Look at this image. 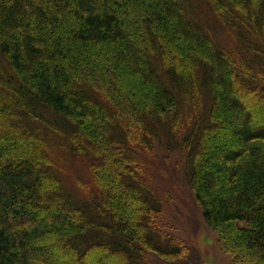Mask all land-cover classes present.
<instances>
[{
    "label": "trees",
    "instance_id": "1",
    "mask_svg": "<svg viewBox=\"0 0 264 264\" xmlns=\"http://www.w3.org/2000/svg\"><path fill=\"white\" fill-rule=\"evenodd\" d=\"M261 104L264 0H0V264L184 259L136 166L156 143L232 262L264 264Z\"/></svg>",
    "mask_w": 264,
    "mask_h": 264
},
{
    "label": "rangeland",
    "instance_id": "2",
    "mask_svg": "<svg viewBox=\"0 0 264 264\" xmlns=\"http://www.w3.org/2000/svg\"><path fill=\"white\" fill-rule=\"evenodd\" d=\"M256 108H260V105L256 104ZM256 108L255 119L264 120V112ZM136 147V166L141 179L161 200L162 212L157 220L159 227L175 235L189 248L184 259L171 262L147 250V264H234L231 255L223 249L217 232L205 224L202 218L201 209L184 176L183 155L170 149L168 143H156L149 150ZM68 170L70 174L75 171L71 167ZM81 172L85 178L87 172L84 166Z\"/></svg>",
    "mask_w": 264,
    "mask_h": 264
}]
</instances>
